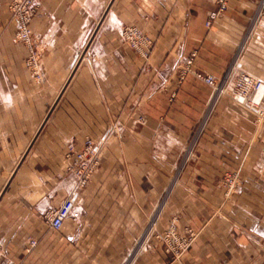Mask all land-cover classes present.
I'll use <instances>...</instances> for the list:
<instances>
[{
    "label": "crops",
    "instance_id": "obj_1",
    "mask_svg": "<svg viewBox=\"0 0 264 264\" xmlns=\"http://www.w3.org/2000/svg\"><path fill=\"white\" fill-rule=\"evenodd\" d=\"M0 0V264H264V94L214 91L196 70L245 72L264 85L259 0H43L28 45ZM135 26L148 57L121 36ZM204 125L195 145V131ZM100 164L76 190L65 154L86 139ZM189 149V150H188ZM236 175L228 191L225 177ZM75 195L53 229L45 214ZM198 231L180 261L148 243L160 228ZM36 241L33 245L31 242Z\"/></svg>",
    "mask_w": 264,
    "mask_h": 264
},
{
    "label": "built area",
    "instance_id": "obj_2",
    "mask_svg": "<svg viewBox=\"0 0 264 264\" xmlns=\"http://www.w3.org/2000/svg\"><path fill=\"white\" fill-rule=\"evenodd\" d=\"M217 7L208 14L206 25L210 27L212 23L222 15L228 9L229 0H216ZM32 5H36L35 0L30 1ZM30 3V4H31ZM264 14V0H259L258 10L254 16L251 29L256 24L258 17ZM32 16L29 15L26 21L19 22L18 27H24L27 22L30 21ZM18 39L22 38L28 44L31 43V37L29 32L20 33L17 32ZM122 39L129 43L130 46L140 55L148 57L151 51V40L146 34L139 30L135 26L124 27L121 30ZM197 52H193L185 59V65L182 69V76L187 73L193 74L198 80L204 82L212 88L214 94H221L231 91L234 97L240 101H251V104H260L263 96L259 101H255V93L257 89L262 85L252 76L245 74V72L237 73L236 71H226L222 78L218 79L214 74L206 73L196 70L193 65ZM31 60L33 59V66L35 65L36 57L33 49H31ZM260 118L264 119V111H258ZM101 144L88 138L81 148H71L65 154V162L67 166V172L71 175L74 181L76 190H80L88 185L94 172L98 168L101 160L100 156ZM225 186L228 191H231L236 186V175L229 174L225 177ZM75 208V195L68 196L59 206L53 207L45 214L46 221L50 227L59 230L64 221L73 215ZM33 245L36 241L31 242ZM188 243H184L182 247H187Z\"/></svg>",
    "mask_w": 264,
    "mask_h": 264
},
{
    "label": "rangeland",
    "instance_id": "obj_3",
    "mask_svg": "<svg viewBox=\"0 0 264 264\" xmlns=\"http://www.w3.org/2000/svg\"><path fill=\"white\" fill-rule=\"evenodd\" d=\"M30 1L32 0H9L6 7V13L14 21L15 39L23 42L25 45H28L30 54L27 58V63L29 66L35 69V67L33 66L34 60L33 59L31 60L32 58L31 49H33V52L35 53V57H36L37 48L32 44L33 33L31 31L30 24L35 18V16L39 13L42 7L43 0H35L36 5H32ZM29 15L32 17L30 21L27 22V25L24 27H18L19 22L26 21ZM18 31L20 33H23V31L24 32L28 31L31 37V43L28 44L22 38L18 39L17 36ZM245 74L250 75L249 73H245ZM217 78L220 79L222 77H217ZM253 79L255 78L253 77ZM247 102L251 103V101L249 100L245 101V103ZM204 125L205 124H202L195 131L189 147L197 143L198 138L203 133ZM177 222H178V218L172 217L168 225H166L164 228H160L157 225V221H155V219H152L149 223L148 231L146 233L147 238H145L148 239V243H144V244L145 245L152 244L154 247L162 249V252L167 255L170 261H180L184 257V255L191 249L193 244L196 242L198 238V231L194 230L189 225L180 228ZM184 243H188L187 244L188 246L182 247Z\"/></svg>",
    "mask_w": 264,
    "mask_h": 264
},
{
    "label": "bare ground",
    "instance_id": "obj_4",
    "mask_svg": "<svg viewBox=\"0 0 264 264\" xmlns=\"http://www.w3.org/2000/svg\"><path fill=\"white\" fill-rule=\"evenodd\" d=\"M264 94V85H261L255 93V101H259Z\"/></svg>",
    "mask_w": 264,
    "mask_h": 264
}]
</instances>
